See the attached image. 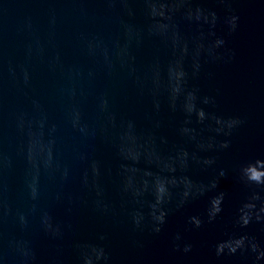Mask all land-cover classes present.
<instances>
[{
	"label": "water",
	"instance_id": "obj_1",
	"mask_svg": "<svg viewBox=\"0 0 264 264\" xmlns=\"http://www.w3.org/2000/svg\"><path fill=\"white\" fill-rule=\"evenodd\" d=\"M0 264H264V0H0Z\"/></svg>",
	"mask_w": 264,
	"mask_h": 264
}]
</instances>
